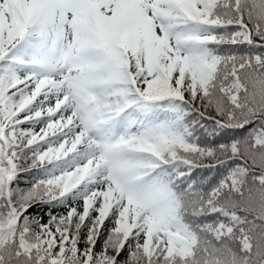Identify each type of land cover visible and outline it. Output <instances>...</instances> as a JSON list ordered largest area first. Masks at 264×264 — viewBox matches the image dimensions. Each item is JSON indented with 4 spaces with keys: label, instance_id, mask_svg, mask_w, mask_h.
Here are the masks:
<instances>
[{
    "label": "snow or ice",
    "instance_id": "6c2138e0",
    "mask_svg": "<svg viewBox=\"0 0 264 264\" xmlns=\"http://www.w3.org/2000/svg\"><path fill=\"white\" fill-rule=\"evenodd\" d=\"M0 264H264V0H0Z\"/></svg>",
    "mask_w": 264,
    "mask_h": 264
}]
</instances>
